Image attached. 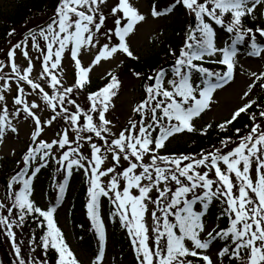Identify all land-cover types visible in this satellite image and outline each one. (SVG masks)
<instances>
[{"label":"snow or ice","instance_id":"6c2138e0","mask_svg":"<svg viewBox=\"0 0 264 264\" xmlns=\"http://www.w3.org/2000/svg\"><path fill=\"white\" fill-rule=\"evenodd\" d=\"M258 6L264 8V0H173L162 10L153 4V18L172 14L179 7L194 23H189L182 46L169 48L174 67L170 72L157 68L147 76L154 83L143 84V98L118 133L106 115L115 108L114 98L122 87L117 75L109 71L107 83L87 93L86 106L74 97L86 90L90 72L102 61L117 54L139 60L129 37L146 17L130 0L114 4L108 0H59L49 22L38 32L29 30L25 40L8 51L10 63L0 61V143L9 132L18 133L13 120L22 114L33 123L31 142L21 158L23 166L7 184L8 202L0 201V230L11 241L16 264H48L51 250L57 254L56 264H81L55 219L74 168L82 169L88 178L86 209L97 236L91 264H105L101 197L115 206L112 216L118 215L131 238L137 264H223L225 257L239 264H264V103L248 99L257 84L264 89V71L250 72L254 80L242 94L245 102L216 125L226 132L241 114L247 115L250 123L245 125L244 135L235 128V139L225 136L211 150L161 154L177 135H207L212 124L197 128L195 121L211 108L214 93L234 82L241 45L247 56L264 60V26L245 23L249 16L255 19ZM217 26L228 36L222 46L217 44ZM29 38L37 52L35 58L27 50ZM17 49L27 60L24 68L16 63ZM82 52L94 54L87 66L80 59ZM65 53L75 64V80L70 86L63 81ZM34 59L41 65L35 79L31 76ZM209 63L222 67L205 66ZM5 67H10V73L4 72ZM133 75L144 77L137 71ZM12 92L17 94L10 111L6 93ZM30 96L41 100L44 107L29 100ZM253 106L259 111H250ZM44 110H50L46 118L41 115ZM59 121L66 126L55 139H39L45 126ZM85 143L88 155L82 151ZM49 160L55 161L57 172L63 171L64 177L51 185L58 189L55 203L41 208L31 199L33 181ZM214 200L223 206L220 215L228 226L216 224L208 230L204 217ZM29 217L42 231L39 239L33 233L30 251L42 249V255L26 259L23 241H17L14 229L22 228ZM217 241L223 244L216 248L218 259L214 261L207 252Z\"/></svg>","mask_w":264,"mask_h":264},{"label":"rangeland","instance_id":"374dc122","mask_svg":"<svg viewBox=\"0 0 264 264\" xmlns=\"http://www.w3.org/2000/svg\"><path fill=\"white\" fill-rule=\"evenodd\" d=\"M27 0H0V29L1 26L4 25V17L6 15L12 14L16 7H18L19 3L26 2ZM116 0H108L109 4H114ZM130 2L135 6L140 13L144 14L146 17V21L141 23L137 26V30L134 34L129 37V43L131 46L132 51L135 55L139 58H144L149 55H152L155 52V49L158 47L157 44L159 43L158 35H160L164 29H168L166 24L169 17H159L153 18L151 16V8L153 5L150 4V0H130ZM170 2V1H169ZM167 2V3H169ZM164 5V4H163ZM162 5V6H163ZM161 7V6H160ZM158 9V8H157ZM161 9V8H160ZM108 9H105V14L107 15ZM54 14L53 12H47V10L41 11L32 18L30 21V25H34L29 27V25L21 24L18 27H15L14 34L9 36L8 35V42L4 45H0V61H3L5 65H8L10 61L7 58L8 51L17 43H21L25 40L26 33L29 30H33L36 27H39L46 22H48L49 18L52 17ZM186 14V13H185ZM256 18L264 16V8H260L258 6L257 10L254 13ZM186 16H188L186 14ZM190 19V17L188 16ZM189 25V23H188ZM187 25V27H188ZM108 26H112L111 19L108 20ZM12 30V31H13ZM11 31V32H12ZM183 39H185V33L182 34ZM227 37L221 34V37L218 38L217 44L222 46L223 41L226 40ZM101 43H104L101 40ZM11 47V48H10ZM25 45L22 44V48ZM27 50L29 51L30 55L35 58L37 56V52L35 49L31 48V40L28 39L27 43ZM94 58L93 53L89 52H82L80 59L82 63L87 66L91 60ZM127 59L126 56L117 54L115 58L102 61L99 65L95 66L92 71L90 72V83L86 85L89 87L92 83H98L96 90L97 91L100 87H102L105 81L108 80L107 73L111 71L113 74L117 75L120 80L122 81V87L119 91V94L116 98H114L115 108L110 109L109 113L106 114L107 118L113 121L115 128L113 129L114 132H119L122 130L123 126L128 122V120L134 115L132 113V108L136 104V102L140 101L143 96V84L145 83H154L153 81L147 80V76L145 75L141 79H137L132 72H125L124 69L121 68L123 63L121 61H125ZM16 63L21 67L24 68L27 66V60L22 55L21 49L16 50ZM174 61V59L170 60ZM34 69L31 74L32 78H37L38 74L41 70V65L39 61L33 60ZM62 65L64 68L63 73V81L65 86H70L75 80V64L71 59L68 57V54L65 53V58L62 61ZM164 65V66H163ZM163 68L167 71V69H172L174 66V62L165 61L163 64ZM171 66V67H170ZM212 69H217L216 67H210ZM218 70V69H217ZM10 67H5L4 72L10 73ZM264 71V60L256 57H249L244 56L241 53L238 55V63L235 71V79L234 82L230 83L229 85L225 86L223 89L217 90L214 93V102L211 105L209 110H206L204 114H202L201 119H197L195 121L197 128H202L208 123H219L224 119H228L229 115L232 110L241 106L245 101L241 99L243 92L246 90V86L252 82L254 79L250 76V72H257ZM170 72V71H169ZM2 83V81H0ZM13 88H15V82H12ZM46 90L51 92V89L46 86ZM88 92L91 91H82L77 97V102L80 103L82 106H86L88 104L86 100V95ZM253 93V91H252ZM252 93L248 99H251ZM17 93H6L7 96V103L9 106V110L11 111L13 108V96ZM29 100H36L37 103L41 104V108L44 107L43 102L39 100L35 96L28 97ZM50 110H44L41 112L42 117L46 118L49 115ZM138 118V117H137ZM13 124H15L18 128V133H11L9 132L4 140L3 143H0V201L8 202L5 200L7 195V184L9 182L4 183V178L6 176L14 175L19 169L23 166L22 165V156L26 152L27 147L30 144V134L33 130V123L31 120H24L23 114L19 119H14ZM66 125L63 121L55 122L52 126L48 127L45 126L44 132L41 134L39 139H44L47 141H51L55 139L57 133L63 131ZM69 135L72 137L71 129H69ZM74 138V137H73ZM190 139V134H181L177 135L174 139H171L170 142L167 143L169 148L166 146V149H173L180 144L186 143ZM99 142V141H98ZM75 147V145H72ZM165 148L161 150V154L163 155H171L172 153H168ZM82 151L85 155H88L89 149L87 147V143H85L84 148ZM227 151V149H225ZM52 161V160H49ZM54 165V171H47L41 174L46 167L41 169V172L37 175V177L33 181V195L31 199L35 201V203L42 207L46 208L48 204H51L54 198L53 187L51 186L53 182L59 183L63 180V171L60 173L57 172L58 165L55 161H52ZM75 170V168H74ZM82 173V177L80 178V171L73 173V176L70 180V190H78L81 186L82 179H85L84 182L88 184V178L84 175L83 170L79 169ZM79 174V175H78ZM107 181V178H102ZM6 184V185H5ZM89 185V184H88ZM18 187V186H17ZM155 195V193H153ZM88 199V195H87ZM110 202L108 198L102 197V213L104 215L105 222L107 220V203ZM87 203V201H86ZM114 206V205H113ZM69 203L66 201L60 208H58L57 212L55 213V219L57 223L61 226L62 231L66 237V241L76 254L77 258L83 264H91V260L94 258L93 253L90 250H87L86 243L84 240L78 237L77 231L73 228L71 221L69 220V213H68ZM115 208V206H114ZM212 206L209 207V210L206 212L204 217L207 225L208 230L211 227L219 224L222 225V219L219 215V210L211 209ZM87 210V209H86ZM151 210V206H150ZM88 217V215H87ZM219 217V220L217 219ZM147 222L149 226H151V219L147 218ZM17 232V241H23L21 244L22 247V254L27 257L29 255H34L36 257H41V254L36 251L32 253L29 247V240L31 239L26 233L25 228H16L14 229ZM106 231V230H105ZM111 232V227H109V234ZM204 238H207L204 235ZM223 244V241H217L215 246L210 248L207 252L211 256V258L215 261L218 259L216 254V248ZM116 249L114 248L112 239L110 237L109 241V249L105 255V264H127L128 259L119 260L117 256H115ZM0 264H16V256L14 253L13 248L11 247V241L7 238L6 235L2 233L0 230ZM50 264V263H48ZM224 264V262H223Z\"/></svg>","mask_w":264,"mask_h":264},{"label":"trees","instance_id":"16d2710c","mask_svg":"<svg viewBox=\"0 0 264 264\" xmlns=\"http://www.w3.org/2000/svg\"><path fill=\"white\" fill-rule=\"evenodd\" d=\"M58 2L59 0H27L26 2L19 3L18 7H16L12 14L6 15L4 17V25L1 26L0 29V45H4L8 42V35L13 29H15V27H18L21 24H28L29 27L34 26L29 24L32 18L44 10H47V12L55 11ZM172 2L173 0H150V4H155L158 10L164 9ZM166 17L170 18L167 20L166 24L168 29H164V31L159 35V43L157 44L158 47L155 49V52L147 57L139 58V60H132L131 58L127 59L122 68L125 72L133 73V71H137L143 73L144 76L150 75L157 68H161L165 61H170L173 59L169 54V48L178 50L182 46L184 39L181 37L182 34L184 35L186 32L189 18L186 16L185 11L179 7L174 13L166 15ZM245 23L249 27L264 26V16L263 18L262 16L259 18L255 17V19L249 16L247 17ZM240 49L241 51L246 52L243 45L240 46ZM220 68L221 67H219V69ZM97 84L98 83H92L89 87L86 86V90L91 92L95 91L96 87L98 86ZM251 99H257L258 103H264V89H261L258 84L253 89ZM250 111L258 112L259 110L256 108V106H253ZM249 123L250 121L248 116L244 114H241V117H239L237 121L233 122L226 132H221L216 127L217 123H213L212 128L208 130L207 135H203L199 132L190 133V139L186 143L180 144V146L173 149H167V151L168 153L172 154H195L202 150H211L213 145L219 147L220 139L225 136H232L235 139V128L242 129L241 135H244V133L247 131L245 125H248ZM47 171H54V165L52 161H49L46 169L41 174ZM78 171L80 170H77L76 172ZM81 177L82 173L80 171V178ZM84 181L85 179H82L81 186L78 190L72 191L71 189L69 192L65 191L64 197L60 202L67 199L69 203V219L74 229L77 231L78 237L84 240L87 250H90L92 253H96L97 236L95 234V230L92 227L90 219L87 217L86 210V201H88L87 189L89 185ZM54 203L55 200L51 204ZM107 207L108 222L111 225L110 235L114 248L116 249L115 256H117L119 260L128 259L127 264H137L135 253L131 246V238L128 236L126 229L120 224L118 215L116 217L112 216V213L115 211L113 206L108 203ZM215 208L216 210H219L218 212L220 214L223 206L218 201H214L211 209L214 210ZM221 219L223 224L220 227L223 228L228 226L227 219L222 216ZM23 227L25 228L26 233L29 234L28 236L30 238L32 237L33 233H35L37 239H39L40 235L42 234L41 229L37 226V221L31 217L27 218L26 224ZM37 251L42 255V249H37ZM241 255H243V253H241ZM56 258L57 254L54 252V250L49 251L47 256L48 263L56 264ZM223 262L224 264H239L238 261H230L227 257L223 259Z\"/></svg>","mask_w":264,"mask_h":264},{"label":"water","instance_id":"95a60500","mask_svg":"<svg viewBox=\"0 0 264 264\" xmlns=\"http://www.w3.org/2000/svg\"><path fill=\"white\" fill-rule=\"evenodd\" d=\"M192 23H194V20H192ZM9 178H10V176L5 177V178H4V181L7 183L8 180H9Z\"/></svg>","mask_w":264,"mask_h":264}]
</instances>
